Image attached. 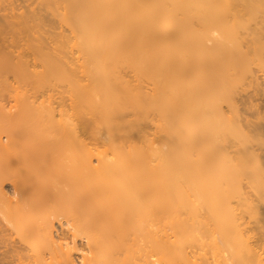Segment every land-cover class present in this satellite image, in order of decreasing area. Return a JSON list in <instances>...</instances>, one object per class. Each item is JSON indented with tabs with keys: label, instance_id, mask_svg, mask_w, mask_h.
Wrapping results in <instances>:
<instances>
[{
	"label": "bare ground",
	"instance_id": "6f19581e",
	"mask_svg": "<svg viewBox=\"0 0 264 264\" xmlns=\"http://www.w3.org/2000/svg\"><path fill=\"white\" fill-rule=\"evenodd\" d=\"M0 264H264V0H0Z\"/></svg>",
	"mask_w": 264,
	"mask_h": 264
},
{
	"label": "rangeland",
	"instance_id": "374dc122",
	"mask_svg": "<svg viewBox=\"0 0 264 264\" xmlns=\"http://www.w3.org/2000/svg\"><path fill=\"white\" fill-rule=\"evenodd\" d=\"M259 73V72H258ZM260 74V73H259ZM23 85V84H22ZM24 86V85H23ZM23 86H22V88H23ZM48 86V87H47ZM45 85V86H37V87H35V88H37V89H35L34 90V92H36V95H38L36 98H38V100L37 101H39L40 102V100H39V98L40 99H43V98H45L46 96L45 95H47V93L48 92H51V93H53V95L51 94V96L52 97H50V99L52 98L53 99V97H54V100L53 101H55V103L57 102L56 100H61V98H62V96L64 97V98H66V94L62 91L63 90V87L62 86H59V85H53V84H49V85ZM21 87V86H20ZM27 87H29V86H27ZM27 87H25L24 86V89L26 88L27 89ZM46 89V90H45ZM29 90H30V88H29ZM26 91V90H25ZM46 92V94L44 93V92ZM58 91H60L61 93L60 94H62V95H60L59 94V92ZM28 92H30V91H28V89H27V94H28ZM42 92V93H41ZM33 93V92H32ZM42 94V95H41ZM44 94V95H43ZM49 94V93H48ZM64 94H65V96H64ZM33 95H34V93H33ZM41 95V96H40ZM40 96V97H39ZM43 96V97H42ZM42 97V98H41ZM68 97V96H67ZM56 98V99H55ZM60 98V99H59ZM62 101H63V99H62ZM66 101H67V99H66ZM64 102H65V100H64ZM64 102H63V104H64ZM62 103V102H61ZM66 103H68V101L66 102ZM64 105H60V107L62 108ZM65 109V108H64ZM147 125H149V124H147ZM146 125V126H147ZM150 126L153 128V126H152V124H150ZM149 128V126H147V129H149L148 130V132H146L145 134L148 136V134H149V131H152V128ZM146 129V130H147ZM151 129V130H150ZM151 133V132H150ZM149 137L152 139V137L150 136V134H149ZM149 138V139H150ZM8 173L6 172V174H2V175H4V176H6ZM9 174H11L12 175V173H10L9 172ZM11 175H8L9 177L11 176ZM7 177V176H6ZM6 188H8V186L6 185ZM240 209V208H239ZM239 211V210H238ZM247 213H245V215H246ZM246 217H247V215H246ZM52 219H54V218H52ZM54 221H55V219H54ZM252 221V220H251ZM252 223V222H251ZM247 225V224H246ZM245 225V226H246ZM250 225V224H249ZM252 225V224H251ZM56 226V228L60 231L61 229H60V227L56 224L55 225ZM248 226V225H247ZM251 227V226H250ZM76 254V253H75Z\"/></svg>",
	"mask_w": 264,
	"mask_h": 264
}]
</instances>
